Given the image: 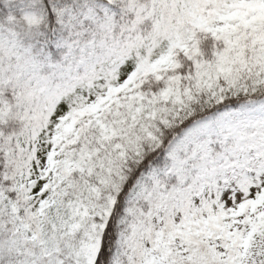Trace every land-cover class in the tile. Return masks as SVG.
Here are the masks:
<instances>
[{
	"label": "snow or ice",
	"instance_id": "1",
	"mask_svg": "<svg viewBox=\"0 0 264 264\" xmlns=\"http://www.w3.org/2000/svg\"><path fill=\"white\" fill-rule=\"evenodd\" d=\"M0 264H264V0H0Z\"/></svg>",
	"mask_w": 264,
	"mask_h": 264
}]
</instances>
